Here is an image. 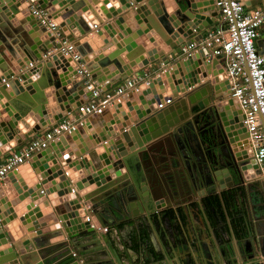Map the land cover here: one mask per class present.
<instances>
[{
	"label": "water",
	"instance_id": "water-1",
	"mask_svg": "<svg viewBox=\"0 0 264 264\" xmlns=\"http://www.w3.org/2000/svg\"><path fill=\"white\" fill-rule=\"evenodd\" d=\"M93 1L99 3V0ZM157 2L104 0L103 4L107 6L98 7L105 16L102 28L111 34L117 33L114 26L124 34L134 32L132 37L141 42L147 39L146 33L150 30L144 21L152 24L170 45V53L181 56L183 47L193 39H199L217 15L214 0H160L158 5ZM39 3L51 13L52 20L57 23L56 30L74 42L80 59L75 61L61 52L44 58L48 51L60 48L61 41L30 12V5L25 0H0V98L5 97L3 102L7 106L0 111V153L9 151L44 127L56 126L90 97L86 86L88 76L80 73L82 68L104 91L132 76L139 68L140 74L144 73V67L154 71L149 83L143 84V90L138 94L140 104L127 103L130 113L122 101L113 105L115 115L106 122L99 135L94 136L96 144L79 146L78 153L69 154L67 150H71V142L68 139L71 136L77 139L80 128L63 133L57 143L51 144L52 148L42 151V164L31 161L21 165L3 180L4 183L11 181L19 196L12 201H8L10 197L0 201V246L7 245L0 249V264H118L109 250H118V244L109 232L111 227L122 222L136 223L141 215L151 218L163 208L178 210L185 205L184 192L196 194L200 180L204 182L201 172L198 175L187 167L181 170L182 184L175 172L160 167L158 163L159 155L163 154L164 162L169 166L174 144L179 152L182 151L183 139L177 133L181 132L184 138L183 128L193 123L191 115L194 110L206 117L223 116L226 123L230 120L232 160L226 163L224 172L233 174L238 180L239 194L244 191L249 196L253 219L258 220L254 222L255 233L247 226L255 254L251 260H255L253 264H264V233L261 231L264 222L261 225L259 222L264 217V182L257 177L260 169L254 159L243 116L237 110L235 100L229 97L231 80L226 78L221 67L219 70L215 68L217 60H207L200 52L185 59L171 58L168 57L170 53L159 52V48L154 47L156 45L149 49V42L144 44L146 50L143 53L141 47L137 48L132 42L128 46L130 54L139 57L131 58L126 64L119 60L114 52L116 47L108 45L107 39L105 46L94 51L91 44L96 41L98 33H103L93 27L100 21L84 0H39ZM195 33L196 37L191 38ZM116 39H121V33ZM151 41L155 42V39L151 38ZM156 60L158 63L150 66ZM31 62L35 64L30 66ZM11 66L17 71L10 70ZM5 78L8 83L2 82ZM167 83L169 87L166 88ZM50 87L54 91L49 98L45 89ZM9 89L13 91V97ZM169 96L172 102L158 108L157 103ZM51 102L57 105V112L53 115L50 113ZM61 105L64 107L58 111ZM184 140L187 142V138ZM58 177L60 183L56 186L55 178ZM47 182H51V187ZM52 187L57 191L54 196L63 198L58 204L53 203L54 207L50 206L51 195H47V190L51 192ZM11 205L23 214L32 211L19 221L15 219L19 211L16 212ZM43 205L46 206L43 214L55 211L59 223L48 226L46 219L52 218L48 215L39 225L33 224L27 234L24 224L32 221L29 215L41 217ZM77 209L81 211L77 212ZM86 211L94 217L95 226H90L86 220ZM196 227L194 236L190 237L197 255L194 264L236 263V252V258L225 260L218 254H210L206 250L207 231L200 232ZM200 227L205 229L207 225L201 224ZM59 235H66L65 239L51 242ZM72 247L78 249L79 258L73 256ZM227 249L233 256L230 247Z\"/></svg>",
	"mask_w": 264,
	"mask_h": 264
},
{
	"label": "built area",
	"instance_id": "built-area-1",
	"mask_svg": "<svg viewBox=\"0 0 264 264\" xmlns=\"http://www.w3.org/2000/svg\"><path fill=\"white\" fill-rule=\"evenodd\" d=\"M25 1L30 5V12L46 24L56 39L62 43L60 48H53L44 54V58L61 52L65 57H72L78 61L80 55L74 42L56 30L57 23L52 20L51 13L40 5L39 0ZM213 5L217 11L213 26L205 32L203 30V35L199 39H193L190 44L185 45L181 56L185 59L200 52L207 60L211 58L221 60V68L226 78L231 80L229 97L235 100V106L243 116L254 159L259 165L260 172L257 177L264 182V53L257 47L258 38L264 36V2L249 9L242 0H214ZM94 25L95 28L98 27L97 24ZM34 64L35 62H31L30 66ZM80 73L88 76L86 86L90 91V97L73 112L68 113L56 126L41 133L37 132L19 151L9 153L7 158L0 162V182L10 172L27 163L36 153L59 140L61 134L82 127L88 117L102 114L108 106L123 102L125 96H138L143 90L142 85L148 84L151 77L145 72L135 73L124 79L114 90L104 91L97 86L96 80L84 68ZM2 82L8 83V80L5 78ZM171 102L172 97L169 96L158 102L157 107L163 108ZM86 215L90 226H95L94 217L89 212ZM73 256L79 258V253L73 251Z\"/></svg>",
	"mask_w": 264,
	"mask_h": 264
},
{
	"label": "crops",
	"instance_id": "crops-1",
	"mask_svg": "<svg viewBox=\"0 0 264 264\" xmlns=\"http://www.w3.org/2000/svg\"><path fill=\"white\" fill-rule=\"evenodd\" d=\"M170 1L172 2V0H170ZM84 2L87 6H89L91 8L93 14L97 17V20L100 21L97 28L98 29L102 28L103 23H104L103 18L105 16L102 13H100V9L98 7L105 5V4H103L104 0H99V3H97V4L94 3L93 0H84ZM159 2H160V0H158L157 5ZM242 2L244 3L245 7L249 9V8L258 7L259 5H261L264 2V0H242ZM106 6H107V4L105 5V7ZM54 9H55V7H54ZM169 15H173V13H169ZM15 18L13 20L16 21V23H18L17 19H15ZM215 20H216V18H215ZM213 24H214V22L211 25H209V27L213 26ZM209 27H206L204 32ZM114 28L116 29L117 33L115 32V33L111 34L110 32H107L104 30L103 35L98 36L99 39L98 40L96 39V41L92 42L91 45L93 46L94 51H99V49L102 46H105L104 40L108 39L107 44L113 45L116 47V51H114V52H116V56L119 58V60H121L123 63L128 64L126 57L128 54L131 53L128 50V46L131 45L132 42H135L137 44V48L141 47L142 50H143V46H142L141 42H138L137 39H139V38L136 39L135 37L134 38L132 37L134 32H131V33L129 32L127 34L126 33L124 34L123 31H120L116 26H114ZM118 33H121V39L115 40V37L117 36ZM196 35H197V33H195L194 35H191L190 37L192 38ZM77 37H79V36H77ZM151 37H153L155 39V43H156L155 48H157V49L159 48L158 49L159 52H161V53L163 52V53H167V54L170 53V51H171L170 45H167L165 43V41L160 37V35L155 30L152 32ZM263 38H264V36H261L258 38V41H257V47L261 52L264 51V39ZM98 43L102 44V45L99 46ZM134 50L135 49H133V51ZM144 52H145V50H144ZM112 54L113 53H111V55ZM145 54H147V53H145ZM168 57H171V58L179 57V58H181L182 56H180V55L177 56V55H174L173 53H170L168 55ZM125 60H126V62H125ZM216 60H217V63L215 65V68L219 70V68L222 65V62L220 59H216ZM157 63H158V60L151 63L150 66H154ZM111 65H113V64H111ZM78 68H81V65H79ZM10 70L17 71V68L15 66H11ZM139 70H141V68H139ZM139 70L136 73H139ZM142 70L145 73H147L148 76L153 75L152 72L154 70L150 69L149 67H144V68H142ZM40 77H41V75H39V78ZM164 79H166L165 76H164ZM122 82H123V80L121 79L117 83L113 84L111 86L110 90H114ZM22 83H23V81H22ZM26 85H29V84H26ZM26 85H24V87H26ZM167 86L169 87L168 83L166 84V88H167ZM9 91H10L9 94H11L13 97L14 96L13 91L11 89H9ZM24 91H26V90H24ZM53 91L54 90L52 89V87L45 89V92L49 98L51 97L50 93L51 92L53 93ZM148 94H151V92H148ZM4 98L5 97L0 98V109H1L0 111H3L4 108L7 107L6 102H3ZM127 103L140 104L139 97L134 96L133 99H132V96H125L124 97L122 104L124 105L126 111L128 113H130ZM53 104H54V106L57 107V105H55L54 102H53ZM114 111L116 112L115 107L109 106L108 109L104 113L99 114V115H92V116L88 117L86 119V123L82 127H80L77 139L73 136H71L70 139H68L71 142V143H69V147L71 150L70 151L67 150V153H69V154L72 152L78 153L80 151L79 146H83L86 144H89V145L96 144L95 143L96 138L94 136H98L99 133L101 132L102 128L106 124V122L113 119V117L115 115ZM89 126H92L93 129H90ZM51 127H52V125H49L48 127H44L41 130H39L38 133L46 131ZM35 134L36 133H33L28 138L23 139L22 143H18L17 145L12 147L9 151L1 152L0 153V162L4 161L7 158V156L9 155V153L19 151V149L22 146H24L25 144H27L35 136ZM57 141H55V142L57 143ZM110 141H111V139H110ZM55 142H53L52 144H54ZM12 144H13V142L10 143V145H12ZM48 148H52V146L50 145V147H48ZM42 151H44V150H42ZM42 151L36 153L25 164H29V162H31V161L42 164L43 163L42 160H44V156H41ZM55 179H56L55 182L57 181L56 186H59V183H60L59 178H55ZM20 180L23 181V176H21ZM25 186L28 187L29 184L26 183ZM53 187L51 188V190H52L51 192L49 191V189L47 190V192H48L47 195H51V197H52V199L50 200V203H51L50 206L51 207L55 206V205H53V203L58 204V202L60 200H63V198H61L60 196H56V197L54 196V193H56L57 191H53ZM1 190H4V191H1ZM18 196L19 195H18L17 191L13 190V185H12L11 181H9L7 183H4V181L0 182V201L3 200L4 197H10V198H8L9 199L8 201H12V199L13 200L17 199ZM41 204L42 203H40L38 205L41 206ZM10 207H13V209L15 208V210H16V207L14 205H11ZM193 208H196L195 211L193 209L186 211V215H184V221L183 220L180 221L177 219V224L180 223V228H182V230H183V232L180 231V234L172 232L170 226H171V222L173 220L168 219V218L164 219L160 216H159L160 218L158 217L159 218L158 219V228H155V225L152 223L153 221L150 220L149 217H145V216H144L145 218L143 219V221L148 219L147 225H149V226L147 229L146 228H144V229L140 228V226H139V223L141 222L140 219L137 220L136 223L131 221V222L124 224L122 222L119 225H115V229H112V227H111L109 232L112 235V237L114 238L115 242L118 244V250L117 249H113V250L109 249L113 258L115 260H118L117 261L118 264H194V259L197 258V255L195 253V250L191 246L190 237L192 235L194 236L195 226H197L196 228H198L200 232H202L204 230L207 231V235L205 234L206 235L205 239L207 241V249L206 250H208V252H210V254H212L213 256H214V254H215V256L220 255V257L223 260H225L226 258L230 259V257H233V259H234V258H236V257H234V252H236L237 260H235L236 263H234V264H253V263H255V260H251V259H253L252 257L255 256V254L253 255V251H252L253 245H252V242H250V240H249V238L251 236H250L249 232L247 231V226H248V227H251V232L255 233L254 222L255 221L258 222V220L253 219V214L245 217L243 215V213H241L240 208L238 207L239 208L238 211H240V212L237 214L236 217L230 218L227 215H225V217L221 220V222H220V220L218 221L220 223H217V226H216L217 228H216L211 223L210 217H209L206 209L201 208L199 205V202H194ZM6 209H8V208L6 207ZM40 209L42 211L41 217L35 218L34 220L30 219V220H32L31 222L24 224L23 227L27 231V234L30 233L29 232L30 227L33 226L34 222L40 223L41 221H44V219H46V217H48V215H52V216H50L52 218L46 219L48 222V226H50L56 222L59 223V219H58L55 211L49 212L47 215H44L43 209H46V206L43 205ZM256 209H258L257 206H256ZM17 211H19L18 208H17L16 212ZM31 211L32 210L30 209L26 212V214H23L21 216L18 215L17 218H15V219H18L19 221H21V218H23L25 215H27ZM86 212H88V211H86ZM18 213L19 212H17V214ZM259 214H261V213L259 212ZM30 218H31V216H30ZM201 222H203V224L207 225V227L205 229H201V227H200ZM259 222L261 225V223L264 222V217H261ZM20 225H21V223H20ZM189 227H190V229H189ZM15 228H16V226H15ZM190 230H192V234H191ZM261 231H262V233H264V226L263 225H261ZM65 236L66 235L56 236V237L51 239V242L57 243L59 241H62L63 239H65ZM186 245L189 246L190 250H188L189 248H187ZM5 247H7V245L3 244L0 246V249H4ZM229 247H230L231 251L233 252V256H232V254H230V251H228V249H227ZM72 248H73L72 253H73V251L78 252L77 248H75V247H72ZM221 258H219V261H221ZM214 261H215V263H217L215 257H214ZM218 264H221V262H219Z\"/></svg>",
	"mask_w": 264,
	"mask_h": 264
},
{
	"label": "flooded vegetation",
	"instance_id": "flooded-vegetation-1",
	"mask_svg": "<svg viewBox=\"0 0 264 264\" xmlns=\"http://www.w3.org/2000/svg\"><path fill=\"white\" fill-rule=\"evenodd\" d=\"M191 119L193 123L183 128L184 138H187V142H185L181 132L177 133L183 139L182 151L179 152L176 144H174L172 146L173 149L171 148L172 154L168 160L169 166H166L163 154L159 155L158 163L160 167L170 168L169 171L175 172L176 178L182 184L181 170L188 168L197 172L198 175L201 172L205 177L204 182L202 179L200 180L196 194L184 192L182 196L186 200L184 207L181 206L178 210L167 207L154 213L151 218L147 216L153 221L155 228H158V219L160 217L173 220L170 228L172 232L177 234H180V231L183 232L182 228H180V223L177 224V219L184 221L186 211L191 209L195 211L196 208H193L194 202H199L200 207L206 209L210 221L215 227L225 215L230 218L236 217L240 212L238 211L239 208L245 217L252 215L249 196L244 191L239 194L238 180L233 174L224 172V167L227 166L226 163L232 160V147L229 142L231 138V133L229 132L231 123L228 121L230 120H227V124L223 116L209 115L206 117L199 110L192 112ZM222 163L224 166H222ZM257 208V211H259V207ZM144 218V215H141L138 220ZM219 220L220 222H218ZM147 223L148 219L141 220L139 223L140 228L147 229L149 226Z\"/></svg>",
	"mask_w": 264,
	"mask_h": 264
},
{
	"label": "bare ground",
	"instance_id": "bare-ground-1",
	"mask_svg": "<svg viewBox=\"0 0 264 264\" xmlns=\"http://www.w3.org/2000/svg\"><path fill=\"white\" fill-rule=\"evenodd\" d=\"M132 15H133L132 17L136 18L135 14L132 13ZM141 18H142V19H141V21H142V20H143L142 15H141ZM143 23H145V25H147V26L149 27V29H150V30H149V33H148V34L146 33V35L148 36L147 39H143V40H141V44H142V46H143V53H144V50H146V49H145L146 47L144 46V44H148V42H149V43H150V44H148L149 49H152L153 46L156 45V43L151 41V38H153V37H151L152 32L155 30L154 27H153V25H152V24L149 25V24H147V23L144 22V21H143ZM138 26H141V24H139ZM93 27H95V25H94ZM96 29H98V28H95V30H96ZM153 29H154V30H153ZM96 31H97V30H96ZM100 31H102V33H104V32H103L104 29L100 28ZM150 32H151V33H150ZM102 35H103V34H102ZM102 35H99V33H98L97 36H96V39L98 40V39H99L98 36H102ZM134 37H135V36H134ZM107 40H108V39H107ZM104 41H105V40H104ZM154 47H155V46H154ZM128 50H129V49H128ZM140 51H142L141 48H140ZM147 53H148V52H147ZM136 57H139L138 54H134V53H133L132 56H131V54H128L127 57H126V60L128 61V60H130L131 58H136ZM126 60H125V62H126ZM60 107H61V109L59 108L58 111H60V110L62 111L64 105H61ZM53 109H54V110H53ZM55 112H57V110H56L54 104L51 102V105H50V113L53 115ZM114 112H115V111H114ZM97 133H98V132H97ZM95 135H96V134H95ZM58 178H59V177H58ZM47 186H50V187H51V182H47ZM27 188H28V187H27ZM28 189H30V188H28ZM25 191H26V190H25ZM42 198H43V197H41V199H42ZM5 210H7L6 207H5ZM78 211L80 212L81 210L77 209V212H78ZM20 212H21V211H19L18 215H19V216L23 215V213H22V212L20 213ZM28 214H29V213H28ZM28 214H27V215H28ZM27 215H26V216H27ZM29 217H30V215H29ZM27 218H28V217H27ZM30 219H33V220H34V219H35V216H31ZM34 224H38V225H39V222H34Z\"/></svg>",
	"mask_w": 264,
	"mask_h": 264
},
{
	"label": "rangeland",
	"instance_id": "rangeland-1",
	"mask_svg": "<svg viewBox=\"0 0 264 264\" xmlns=\"http://www.w3.org/2000/svg\"><path fill=\"white\" fill-rule=\"evenodd\" d=\"M141 220H143V219H141ZM112 229H115V228H112ZM112 229H111V230H112Z\"/></svg>",
	"mask_w": 264,
	"mask_h": 264
}]
</instances>
